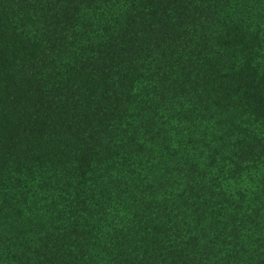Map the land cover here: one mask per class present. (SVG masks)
<instances>
[{
    "label": "trees",
    "instance_id": "1",
    "mask_svg": "<svg viewBox=\"0 0 264 264\" xmlns=\"http://www.w3.org/2000/svg\"><path fill=\"white\" fill-rule=\"evenodd\" d=\"M0 264H264V0H0Z\"/></svg>",
    "mask_w": 264,
    "mask_h": 264
}]
</instances>
